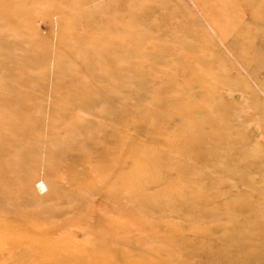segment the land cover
I'll return each mask as SVG.
<instances>
[{
	"label": "rangeland",
	"instance_id": "rangeland-1",
	"mask_svg": "<svg viewBox=\"0 0 264 264\" xmlns=\"http://www.w3.org/2000/svg\"><path fill=\"white\" fill-rule=\"evenodd\" d=\"M263 160L264 0H0V242L264 264Z\"/></svg>",
	"mask_w": 264,
	"mask_h": 264
},
{
	"label": "bare ground",
	"instance_id": "bare-ground-1",
	"mask_svg": "<svg viewBox=\"0 0 264 264\" xmlns=\"http://www.w3.org/2000/svg\"><path fill=\"white\" fill-rule=\"evenodd\" d=\"M204 55H206V53H204ZM254 155H257L256 157L258 158V157L262 156L263 154L259 153L258 151H255ZM262 159H263V157L260 158L261 161H262ZM65 161H66V159H65ZM263 162H264V160H263ZM259 168H261V165H260ZM59 176H61V174ZM80 178L82 179V177H80ZM64 179H65V177H64ZM61 183H62V181H61ZM65 187H67V186H65ZM58 198L60 199V196H58ZM61 205H62V201L60 203L56 204L55 206L50 207L49 210L52 213H54V215L61 214L62 211L67 208V207L63 208ZM53 218H56V217H53ZM53 218L49 219V218L46 217V219L50 223L49 225L52 228H56L55 223L59 224V222L57 220H53ZM29 222H30V224H29ZM38 222H42L40 220L39 216L36 215V216L29 217V218L26 219V222H25L26 226H22L21 228H39L37 226ZM0 223L4 224V225L0 224V228H12V225H9V224H11V222L6 220V219L0 218ZM35 223H36V225H35ZM42 223H44V222H42ZM39 224H41V223H39ZM16 225H17V223H16ZM16 227H18V226H16ZM47 228H49V227H47ZM34 230L35 229L27 230L25 235H23L24 238H23V236L20 237V238H15V236L13 235V236H11L9 241L7 239H5L6 240L5 242H3V241L0 242V255L2 257H8V258H4V260L9 259L10 257H12V255H16L17 254V247H18V243L17 242L22 243L23 247L26 246V248L34 249L40 256H43L47 260V262H50L52 264H56V262L62 261L63 257H64V254H68L69 255L67 260L68 259H73L75 257V256L71 255L70 253L64 251L63 248L66 246V241H61L60 242V238L54 239L52 235H50L49 239H48L47 236H43L42 234H40L38 237H35V235L33 234ZM5 236H6V234H5ZM39 238H43L42 240H44L45 243L37 242L38 240H36V239H39ZM44 238H47L48 241L46 242V239H44ZM96 252L98 254V250ZM118 254H115V252H110V250L104 249L102 254L99 257H96V258L92 259V260L95 261V262H93V264H109L111 261H114L119 256ZM22 256L23 255H21V257ZM24 258H25V256H24ZM39 260H40V258H39Z\"/></svg>",
	"mask_w": 264,
	"mask_h": 264
}]
</instances>
